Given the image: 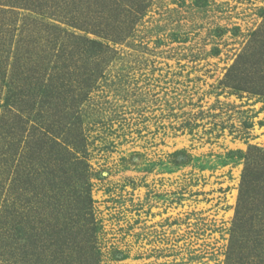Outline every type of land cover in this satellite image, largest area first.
<instances>
[{
  "label": "rangeland",
  "instance_id": "rangeland-1",
  "mask_svg": "<svg viewBox=\"0 0 264 264\" xmlns=\"http://www.w3.org/2000/svg\"><path fill=\"white\" fill-rule=\"evenodd\" d=\"M78 1L0 0V22L14 41L87 35L65 23ZM149 3L82 107L99 264H227L243 171L229 153L264 149V97L223 81L264 46V0Z\"/></svg>",
  "mask_w": 264,
  "mask_h": 264
},
{
  "label": "trees",
  "instance_id": "trees-1",
  "mask_svg": "<svg viewBox=\"0 0 264 264\" xmlns=\"http://www.w3.org/2000/svg\"><path fill=\"white\" fill-rule=\"evenodd\" d=\"M70 6L66 25L95 38L53 26L45 41L30 33L14 41L15 23L0 22V264H99L82 107L150 3ZM251 54L223 86L264 97V46ZM236 154L243 171L226 263L264 264V149ZM172 157L178 166L191 160L186 150Z\"/></svg>",
  "mask_w": 264,
  "mask_h": 264
}]
</instances>
